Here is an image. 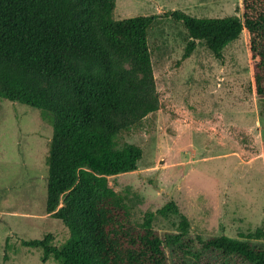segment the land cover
<instances>
[{
    "label": "trees",
    "instance_id": "trees-1",
    "mask_svg": "<svg viewBox=\"0 0 264 264\" xmlns=\"http://www.w3.org/2000/svg\"><path fill=\"white\" fill-rule=\"evenodd\" d=\"M241 2V16L175 10L115 19L116 0H0V97L50 113L46 210L71 231L60 247L51 234L23 245L41 248L44 262L64 264H264V244L252 241L264 237L263 228L244 240L221 234L196 246L171 200L158 213L179 215V231L162 238L153 212L135 227L106 178L137 170L142 148L118 149L117 139L160 109L148 43L159 18L187 29L183 60L199 41L223 58L244 31L253 90L264 99V0Z\"/></svg>",
    "mask_w": 264,
    "mask_h": 264
},
{
    "label": "rangeland",
    "instance_id": "rangeland-1",
    "mask_svg": "<svg viewBox=\"0 0 264 264\" xmlns=\"http://www.w3.org/2000/svg\"><path fill=\"white\" fill-rule=\"evenodd\" d=\"M175 10L195 17L241 16L242 2L116 0L113 17ZM189 38L184 25L169 17L150 30L160 109L119 135L118 149L132 143L143 156L137 170L107 176L108 186L121 195L135 227L155 213L153 228L162 238L179 231V215L158 213L174 200L196 246L221 234L244 240L264 229V99L253 90L244 31L223 58L199 41L183 60ZM53 133L50 113L0 97V264H64L44 262L41 248L22 243L51 234L60 247L71 235L46 210ZM252 241L264 244V237ZM166 252L176 260L171 246Z\"/></svg>",
    "mask_w": 264,
    "mask_h": 264
}]
</instances>
